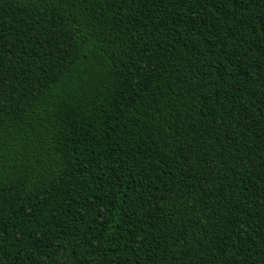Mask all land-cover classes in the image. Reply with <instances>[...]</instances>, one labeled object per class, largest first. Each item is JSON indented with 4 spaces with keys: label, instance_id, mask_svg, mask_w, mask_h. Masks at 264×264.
Wrapping results in <instances>:
<instances>
[{
    "label": "trees",
    "instance_id": "1",
    "mask_svg": "<svg viewBox=\"0 0 264 264\" xmlns=\"http://www.w3.org/2000/svg\"><path fill=\"white\" fill-rule=\"evenodd\" d=\"M0 264H264V0H0Z\"/></svg>",
    "mask_w": 264,
    "mask_h": 264
}]
</instances>
